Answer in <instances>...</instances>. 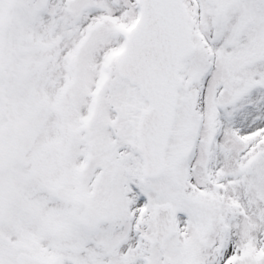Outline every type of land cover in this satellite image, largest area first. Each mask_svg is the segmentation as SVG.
I'll return each mask as SVG.
<instances>
[{
    "label": "snow or ice",
    "instance_id": "1",
    "mask_svg": "<svg viewBox=\"0 0 264 264\" xmlns=\"http://www.w3.org/2000/svg\"><path fill=\"white\" fill-rule=\"evenodd\" d=\"M0 264H264V0H0Z\"/></svg>",
    "mask_w": 264,
    "mask_h": 264
}]
</instances>
